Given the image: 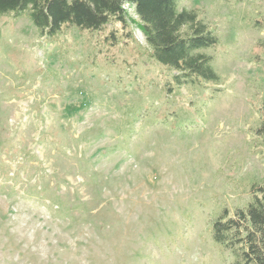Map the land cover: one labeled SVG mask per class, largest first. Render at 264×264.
<instances>
[{
    "label": "rangeland",
    "instance_id": "374dc122",
    "mask_svg": "<svg viewBox=\"0 0 264 264\" xmlns=\"http://www.w3.org/2000/svg\"><path fill=\"white\" fill-rule=\"evenodd\" d=\"M219 83L179 87L139 17L42 36L0 14V264H235L213 238L264 184V0H179Z\"/></svg>",
    "mask_w": 264,
    "mask_h": 264
},
{
    "label": "trees",
    "instance_id": "16d2710c",
    "mask_svg": "<svg viewBox=\"0 0 264 264\" xmlns=\"http://www.w3.org/2000/svg\"><path fill=\"white\" fill-rule=\"evenodd\" d=\"M179 0H0V14L26 15L42 36L55 37L63 27L96 32L112 21L126 23V6L139 17V28L153 58L168 68L174 85L219 83L212 58L201 52L217 44L216 34L195 10L178 8ZM264 26V20L257 21ZM259 45L264 46V42ZM264 141L262 120L255 131ZM251 201L232 213L224 208L214 221L213 238L231 251L235 264H264V184L252 187Z\"/></svg>",
    "mask_w": 264,
    "mask_h": 264
}]
</instances>
